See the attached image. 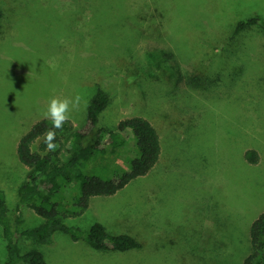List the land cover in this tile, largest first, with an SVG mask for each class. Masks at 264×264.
Listing matches in <instances>:
<instances>
[{
  "label": "rangeland",
  "instance_id": "1",
  "mask_svg": "<svg viewBox=\"0 0 264 264\" xmlns=\"http://www.w3.org/2000/svg\"><path fill=\"white\" fill-rule=\"evenodd\" d=\"M71 2L0 0V188L10 218L18 216L30 172L19 160V141L45 118L54 96L82 97L71 118L81 128L101 86L112 102L100 125L115 129L143 116L163 150L147 176L93 198L84 215L67 220L83 231L102 223L113 235L135 237L141 249L99 252L57 233L51 245L24 237L22 250L41 251L48 264H244L250 227L264 212V30L231 38L242 19L264 17V0ZM192 75L203 76L205 86H190ZM249 148L259 151V164L244 160ZM134 153L126 146L86 171L121 174ZM43 222L25 208L21 229ZM7 261L0 225V262Z\"/></svg>",
  "mask_w": 264,
  "mask_h": 264
},
{
  "label": "trees",
  "instance_id": "2",
  "mask_svg": "<svg viewBox=\"0 0 264 264\" xmlns=\"http://www.w3.org/2000/svg\"><path fill=\"white\" fill-rule=\"evenodd\" d=\"M71 1V4H79V0ZM80 1H83L84 7L92 2ZM103 1L95 0L102 5ZM83 6L79 7L85 12ZM3 19L4 14L0 9V24ZM252 27L264 30V17L258 15L242 19L231 39ZM165 58L179 65L174 53H166ZM180 80L183 81V77ZM187 83L196 88L205 86L201 75L187 77ZM111 102L110 93L99 86L87 107L85 125L78 128L70 120L62 129H56L53 141L55 147L52 149L45 143V133L52 128L50 119L44 118L35 123L20 139L17 154L19 160L30 168V172L19 189L18 216L15 221L9 216L6 195L0 188V225L8 250V261L0 264H48L41 251H23L20 241L28 237L40 245H51L57 233L70 235L77 241L84 239L92 249L99 252L126 253L142 248L141 242L135 237L129 234L113 235L102 223H96L85 231L67 223L70 218L84 215L93 198L117 194L135 179L151 173L160 161L163 150L161 136L150 120L134 116L120 121L115 129L100 125L101 115ZM129 145L135 148V153L129 168L123 173L107 179L87 173L86 169L92 163L116 157ZM65 151L70 153L67 160L64 159ZM244 160L250 165H257L261 155L257 149L249 148L244 154ZM25 208L33 209L44 219L43 224L22 230ZM250 244L251 250L244 264H264V212L250 227Z\"/></svg>",
  "mask_w": 264,
  "mask_h": 264
},
{
  "label": "clouds",
  "instance_id": "3",
  "mask_svg": "<svg viewBox=\"0 0 264 264\" xmlns=\"http://www.w3.org/2000/svg\"><path fill=\"white\" fill-rule=\"evenodd\" d=\"M82 97L77 94L74 97H52L48 104L44 117L50 119L52 128L45 133V143L49 149L55 147L53 141L56 138V129H62L64 124L68 123L72 118V113L78 111L81 105Z\"/></svg>",
  "mask_w": 264,
  "mask_h": 264
}]
</instances>
